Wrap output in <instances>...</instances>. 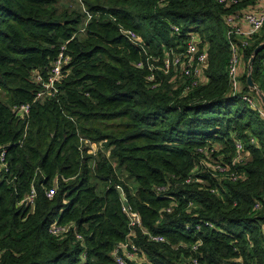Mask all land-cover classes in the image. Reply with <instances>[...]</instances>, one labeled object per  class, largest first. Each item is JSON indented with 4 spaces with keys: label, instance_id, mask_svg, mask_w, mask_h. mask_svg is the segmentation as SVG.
<instances>
[{
    "label": "trees",
    "instance_id": "16d2710c",
    "mask_svg": "<svg viewBox=\"0 0 264 264\" xmlns=\"http://www.w3.org/2000/svg\"><path fill=\"white\" fill-rule=\"evenodd\" d=\"M227 11L215 0H0V264H112L125 241L145 258L127 264H264V105L246 83L264 24L240 49V93L252 106L230 93ZM189 33L207 44L206 82L184 91L176 70L150 81L135 66L145 52L162 64ZM62 48L58 92L35 99L34 71L45 75ZM251 76L264 95V47ZM236 140L248 156L233 165ZM219 157L223 172L213 168ZM31 187L32 205L22 201Z\"/></svg>",
    "mask_w": 264,
    "mask_h": 264
},
{
    "label": "built area",
    "instance_id": "2783aa9c",
    "mask_svg": "<svg viewBox=\"0 0 264 264\" xmlns=\"http://www.w3.org/2000/svg\"><path fill=\"white\" fill-rule=\"evenodd\" d=\"M163 1V0H161ZM243 1L244 4H243ZM216 3L227 8L228 11L223 15V22L226 25V37L229 39L230 56L227 67V74L230 83V93L232 96L238 95L246 100L250 105L254 106V102L251 96L245 93H240L242 86L240 82V73L243 71L244 63L241 59V47L248 45V38L253 34L260 31L264 24V0H215ZM170 28L174 33L179 32L178 26L170 24ZM120 32L128 39V41L134 46L142 47L143 41L138 33L134 30L126 29L124 27L119 28ZM232 38L236 39L233 40ZM206 45L202 44L201 39L196 33H189L183 45L178 49L170 47L167 48L162 57V64H158L157 56L149 55L144 50V58L135 61V66L138 68H146L148 70L147 79L153 81L154 74L157 69L162 70L164 73H170L172 70H176L182 76L185 83L189 85L185 86V89L190 88L198 83H204L207 78L204 75V70L207 67V51ZM68 58L64 56L63 48L58 57L53 61L52 65L43 75L39 71H34L33 79L41 86V89L37 92L35 99L43 98L44 96H53L58 92V83L62 76V67L67 62ZM29 105L23 104L16 108V112L20 117H23L28 113ZM91 143L90 147L92 146ZM5 148L0 146V167L6 169L4 162ZM248 153L244 150L243 143L240 140L235 141V150L230 158L231 164H242L246 161ZM223 158V156H221ZM223 160L218 159V162L214 163L213 168L219 172L226 170L227 166L222 164ZM232 179L240 177L236 171L230 173ZM193 177L189 176L187 181H193ZM57 187V181H54V185L47 188L45 193L47 197H52L55 194ZM36 196V191L31 187L30 192L22 199L27 204H33ZM258 207V204H256ZM126 211V208L123 207ZM130 219V225L139 224V218L134 212H128ZM205 225L211 226V223L205 222ZM184 228L190 230L192 228L191 223H184ZM195 228H198L194 225ZM67 228V227H66ZM62 226L53 225L51 231L54 233L62 231ZM78 237V236H77ZM149 239L154 241H163L161 236L150 235ZM200 244V240L197 239L194 243L189 244L188 248L195 250ZM139 252V248L129 241L117 244L112 252L113 263L112 264H127L128 260L143 261L145 258ZM191 264H197L195 258L191 259Z\"/></svg>",
    "mask_w": 264,
    "mask_h": 264
},
{
    "label": "water",
    "instance_id": "95a60500",
    "mask_svg": "<svg viewBox=\"0 0 264 264\" xmlns=\"http://www.w3.org/2000/svg\"><path fill=\"white\" fill-rule=\"evenodd\" d=\"M264 47V41L259 43L254 49H253V53L250 56L248 63H247V76H246V83L248 85L249 88L251 89H256L258 97L260 99V102L264 105V95L263 93L257 89V87L255 86L253 80H252V76H251V65L252 62L254 61V58L256 56V54ZM117 191L120 195L121 200L123 201L124 205H127V201L125 198V193L122 191L121 187H117Z\"/></svg>",
    "mask_w": 264,
    "mask_h": 264
},
{
    "label": "rangeland",
    "instance_id": "374dc122",
    "mask_svg": "<svg viewBox=\"0 0 264 264\" xmlns=\"http://www.w3.org/2000/svg\"><path fill=\"white\" fill-rule=\"evenodd\" d=\"M65 0H62V2H64ZM99 144L98 143H94L92 144V146L90 147V152L91 153H96V151L99 149ZM109 152L106 151V154H108ZM116 166V164H114ZM118 172L121 176H126L122 171H120V169H118ZM126 180L131 184V188L132 190H134V188H136V184L135 182L131 179V178H126Z\"/></svg>",
    "mask_w": 264,
    "mask_h": 264
}]
</instances>
